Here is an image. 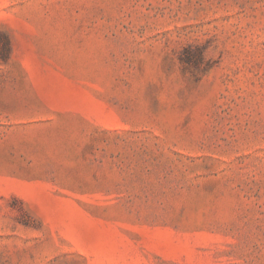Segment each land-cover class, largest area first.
<instances>
[{
    "label": "rangeland",
    "instance_id": "1",
    "mask_svg": "<svg viewBox=\"0 0 264 264\" xmlns=\"http://www.w3.org/2000/svg\"><path fill=\"white\" fill-rule=\"evenodd\" d=\"M0 264H264V0H0Z\"/></svg>",
    "mask_w": 264,
    "mask_h": 264
}]
</instances>
